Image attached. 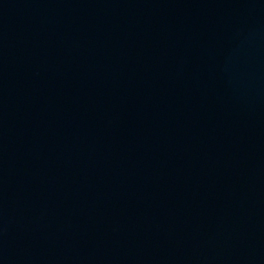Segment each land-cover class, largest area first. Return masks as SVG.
<instances>
[{
	"label": "water",
	"instance_id": "1",
	"mask_svg": "<svg viewBox=\"0 0 264 264\" xmlns=\"http://www.w3.org/2000/svg\"><path fill=\"white\" fill-rule=\"evenodd\" d=\"M0 264H264V0H0Z\"/></svg>",
	"mask_w": 264,
	"mask_h": 264
}]
</instances>
